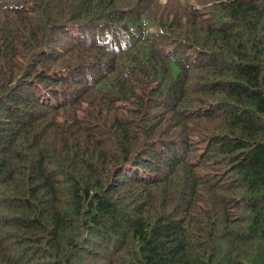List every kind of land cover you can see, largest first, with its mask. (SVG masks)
Returning <instances> with one entry per match:
<instances>
[{"label": "trees", "instance_id": "1", "mask_svg": "<svg viewBox=\"0 0 264 264\" xmlns=\"http://www.w3.org/2000/svg\"><path fill=\"white\" fill-rule=\"evenodd\" d=\"M0 264H264V0H0Z\"/></svg>", "mask_w": 264, "mask_h": 264}]
</instances>
